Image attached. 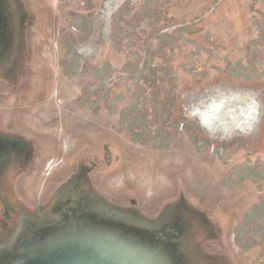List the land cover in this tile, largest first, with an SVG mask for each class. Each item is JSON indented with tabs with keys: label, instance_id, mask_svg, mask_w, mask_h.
<instances>
[{
	"label": "water",
	"instance_id": "95a60500",
	"mask_svg": "<svg viewBox=\"0 0 264 264\" xmlns=\"http://www.w3.org/2000/svg\"><path fill=\"white\" fill-rule=\"evenodd\" d=\"M61 3L0 0V136L21 146L0 245L65 190L92 204L23 229L0 264H264L229 176L264 128V62L251 88L214 70L188 84L187 131L157 154L86 122ZM174 209L186 225L162 227Z\"/></svg>",
	"mask_w": 264,
	"mask_h": 264
},
{
	"label": "rangeland",
	"instance_id": "374dc122",
	"mask_svg": "<svg viewBox=\"0 0 264 264\" xmlns=\"http://www.w3.org/2000/svg\"><path fill=\"white\" fill-rule=\"evenodd\" d=\"M57 29L86 122L157 154L187 131L188 84L251 88L264 0H62ZM264 262V128L229 171Z\"/></svg>",
	"mask_w": 264,
	"mask_h": 264
},
{
	"label": "flooded vegetation",
	"instance_id": "af4514ba",
	"mask_svg": "<svg viewBox=\"0 0 264 264\" xmlns=\"http://www.w3.org/2000/svg\"><path fill=\"white\" fill-rule=\"evenodd\" d=\"M6 65V62H4V64H0L1 68H4V66ZM21 146L16 143L15 141H12L8 138L2 137L0 136V186L3 182L4 179V175L8 172L7 169H9V167L12 165V163L19 157L21 150H20ZM76 201V206L72 205V207H77L79 205V207L81 205H91L92 203L88 200V198L84 197V196H79L78 198L76 197H72L71 193L68 190L63 191L60 196L56 199V201L54 202L53 206L51 207V209H49V213L46 214L45 216H39L37 217L38 219L35 221H28V220H23V224H22V228L18 229L14 234L11 235L10 240L8 243H4L0 245V255L4 252H7L8 249L11 246H14V242H16V239L18 237V235L20 234V232L23 229H28L31 230L32 228H35L36 225L38 223L41 222H50L54 219V216L52 213H55L56 209L58 207H60L63 204H68L69 202H73ZM186 213L185 211L183 212L180 209H174L173 213L170 214V216L168 215V219L164 220V224L163 226H168L167 228L169 230L173 228H182V226H185V218L183 216H185L184 214ZM53 218H52V217ZM181 221V222H179ZM130 222V221H129ZM179 223V224H177ZM188 227L186 226V229ZM186 231V230H185Z\"/></svg>",
	"mask_w": 264,
	"mask_h": 264
}]
</instances>
